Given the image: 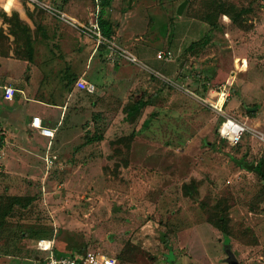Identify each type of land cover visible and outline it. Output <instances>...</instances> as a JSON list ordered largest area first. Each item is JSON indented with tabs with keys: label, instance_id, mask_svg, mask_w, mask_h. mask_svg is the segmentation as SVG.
<instances>
[{
	"label": "rangeland",
	"instance_id": "1",
	"mask_svg": "<svg viewBox=\"0 0 264 264\" xmlns=\"http://www.w3.org/2000/svg\"><path fill=\"white\" fill-rule=\"evenodd\" d=\"M184 1L0 0V264H264V0Z\"/></svg>",
	"mask_w": 264,
	"mask_h": 264
},
{
	"label": "built area",
	"instance_id": "2",
	"mask_svg": "<svg viewBox=\"0 0 264 264\" xmlns=\"http://www.w3.org/2000/svg\"><path fill=\"white\" fill-rule=\"evenodd\" d=\"M100 36H102L100 34ZM132 62H137L135 58H130ZM76 86L87 92L94 93L96 91V86L84 79H80L76 82ZM227 88H225L226 90ZM225 90L221 91V98L223 102L221 106H215V108L221 113L224 117L220 128L219 134L222 139L228 141L229 143L236 145L242 141L243 136L247 133V126L240 122L239 120L228 116L222 110L223 105L226 102L227 93ZM15 97V89L11 86L4 87V98L6 100H13ZM227 115V116H226ZM32 127L36 129L42 136L53 139L55 136V131L52 128L46 127L43 125L42 120L37 117L34 118L32 123ZM36 248L39 251L48 253L46 256V264H118V261L114 257L106 256L101 253L88 251L86 253L69 255V256H59L56 254L52 241L47 239H41L37 241Z\"/></svg>",
	"mask_w": 264,
	"mask_h": 264
},
{
	"label": "trees",
	"instance_id": "3",
	"mask_svg": "<svg viewBox=\"0 0 264 264\" xmlns=\"http://www.w3.org/2000/svg\"><path fill=\"white\" fill-rule=\"evenodd\" d=\"M106 6L105 5H103L102 6V8H101V10H100V15H99V17H100V29H101V33H102V35L105 37V38H110L111 37V35H112V33H113V31H112V29H111V27H109L108 26V23L107 22H104L103 20H102V18H103V15L105 14V10H106V8H105ZM208 90V86H207V84L205 83L204 84V87H203V94H205V92ZM146 103L144 102V101H142V100H140V101H136L135 102V104H134V106H133V108L131 109V111L129 112V114L131 115V116H133V114H135V113H137L138 111H140L143 107H144V105H145ZM248 110H249V108H248ZM250 111V110H249ZM251 112H253V111H251ZM133 113V114H132ZM101 139V138H100ZM237 145H239V144H236V146ZM236 160V164L239 166V167H241L242 169H245V170H247V171H250V172H257L259 175H260V177L264 180V159H261V160H259V161H256V162H253V161H248V160H246V159H244V158H240V159H235ZM163 240L165 241V242H167V240H166V237L164 236L163 237ZM37 244V243H36ZM56 254L57 255H59V256H69V255H75V254H81V252L79 253H77V252H72V253H70V252H58V251H56Z\"/></svg>",
	"mask_w": 264,
	"mask_h": 264
},
{
	"label": "water",
	"instance_id": "4",
	"mask_svg": "<svg viewBox=\"0 0 264 264\" xmlns=\"http://www.w3.org/2000/svg\"><path fill=\"white\" fill-rule=\"evenodd\" d=\"M187 3V0H185L177 9V14L181 15L183 13V10L185 8V5ZM250 111H255L256 108H249ZM228 264H238L237 260H235V257L232 253H228V259H227Z\"/></svg>",
	"mask_w": 264,
	"mask_h": 264
},
{
	"label": "crops",
	"instance_id": "5",
	"mask_svg": "<svg viewBox=\"0 0 264 264\" xmlns=\"http://www.w3.org/2000/svg\"><path fill=\"white\" fill-rule=\"evenodd\" d=\"M5 87V86H4ZM4 87H3V90H2V97H4ZM6 100V99H5ZM222 104V103H221ZM51 111H54V110H51ZM37 117H39L41 120H42V123H43V118H41L40 116H35L34 118H37ZM33 118V119H34ZM32 123V122H31ZM243 123V122H242ZM245 124V123H244ZM43 125H44V123H43ZM32 126V125H31ZM44 126H46V125H44ZM46 127H48V126H46ZM33 128V127H32ZM36 130V129H35ZM44 137V136H43ZM46 138V137H45Z\"/></svg>",
	"mask_w": 264,
	"mask_h": 264
}]
</instances>
